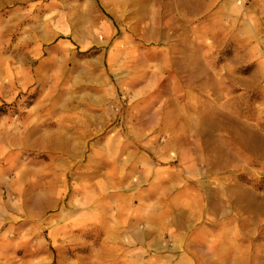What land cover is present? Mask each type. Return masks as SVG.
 <instances>
[{
  "label": "rangeland",
  "instance_id": "rangeland-1",
  "mask_svg": "<svg viewBox=\"0 0 264 264\" xmlns=\"http://www.w3.org/2000/svg\"><path fill=\"white\" fill-rule=\"evenodd\" d=\"M263 24L264 0H0V264H264Z\"/></svg>",
  "mask_w": 264,
  "mask_h": 264
},
{
  "label": "crops",
  "instance_id": "crops-1",
  "mask_svg": "<svg viewBox=\"0 0 264 264\" xmlns=\"http://www.w3.org/2000/svg\"><path fill=\"white\" fill-rule=\"evenodd\" d=\"M261 29V37L260 40H256L253 43L252 48H248L245 54L242 56V63L246 62H255L256 68L261 72L263 79V89H264V24ZM232 59V58H231ZM251 262H236L235 264H260V262H254V260H250Z\"/></svg>",
  "mask_w": 264,
  "mask_h": 264
}]
</instances>
